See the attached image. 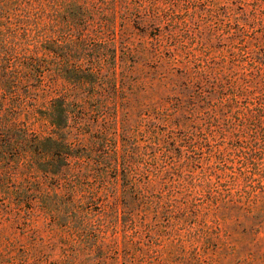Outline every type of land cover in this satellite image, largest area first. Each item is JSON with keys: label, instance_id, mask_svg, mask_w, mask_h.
<instances>
[{"label": "trees", "instance_id": "trees-1", "mask_svg": "<svg viewBox=\"0 0 264 264\" xmlns=\"http://www.w3.org/2000/svg\"><path fill=\"white\" fill-rule=\"evenodd\" d=\"M219 1L0 0V264H154L150 214L210 244L221 216L264 199V0L234 20ZM163 23L198 86H217L172 111L138 98L156 73L135 72L133 39ZM214 33L229 66L211 57Z\"/></svg>", "mask_w": 264, "mask_h": 264}, {"label": "rangeland", "instance_id": "rangeland-1", "mask_svg": "<svg viewBox=\"0 0 264 264\" xmlns=\"http://www.w3.org/2000/svg\"><path fill=\"white\" fill-rule=\"evenodd\" d=\"M247 3H250V5ZM251 3H253V0H220L218 7L221 10L220 12L231 16L234 20L238 15L248 16L253 8ZM208 4L204 1L198 9L207 7ZM192 26L195 27L194 24ZM207 27L202 26L200 29L203 30ZM180 34L179 29L172 30L169 24L163 23L150 28L142 35L143 37L138 36L133 39L134 44L141 45L143 49L138 64L135 66L136 75L142 77L146 72L156 73V78L153 81L151 78L141 80L145 91L138 98L143 103L172 111V107L180 103L178 99L186 95L184 92H191L194 95L202 92L203 95H207L217 88V86L208 83L198 86L197 83L200 78L198 79L196 75L195 63L188 62L186 52L183 49V45L187 42L172 39V36L177 37ZM210 45L212 46V58L215 57L218 61L224 59L225 64L228 66L232 64L234 56L229 50V42L226 39L219 40L214 33ZM245 46V50L250 52V59H247V62H251L253 57L251 54L252 48L247 44ZM236 64L240 63L236 62ZM244 66H247V64L245 63ZM237 70L243 72L242 67H238ZM163 72H165L166 77H172L174 81L178 82L175 89L173 84L166 86L160 84L162 83L160 78L163 79ZM185 72H188L190 76L180 79ZM246 102L244 97L241 103L242 108ZM137 119L138 113L136 110L135 114L132 115V121ZM172 127L175 130V137L180 140L184 135V131L180 128L177 129V126ZM169 130H172L170 125L160 123V121L155 127V132L161 135L163 139H169L167 138ZM150 135L151 133L147 134L145 139L142 136L138 138L141 146L145 145L144 140H148ZM159 156L161 157L162 154H159ZM206 156L207 154L204 153L200 162L195 166V174L201 172L205 167ZM262 203H264V199H259L254 204L253 212H264ZM253 212L248 216H238L235 213L229 216H221L218 232L213 236L210 244L205 243L204 240L187 241L188 227L186 229L180 225L173 227L163 219V221L156 222L153 215L150 214L146 222L151 223L155 227V232L161 236L154 246L156 251L154 264H264V220L255 223L252 218ZM241 213L245 214L246 212L242 211ZM147 240L148 238H145L144 241Z\"/></svg>", "mask_w": 264, "mask_h": 264}]
</instances>
